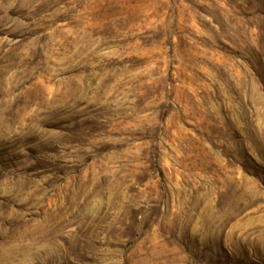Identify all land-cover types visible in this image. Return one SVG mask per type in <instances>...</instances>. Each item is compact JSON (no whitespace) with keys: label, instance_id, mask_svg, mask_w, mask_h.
Returning a JSON list of instances; mask_svg holds the SVG:
<instances>
[{"label":"rangeland","instance_id":"374dc122","mask_svg":"<svg viewBox=\"0 0 264 264\" xmlns=\"http://www.w3.org/2000/svg\"><path fill=\"white\" fill-rule=\"evenodd\" d=\"M0 264H264V0H0Z\"/></svg>","mask_w":264,"mask_h":264}]
</instances>
